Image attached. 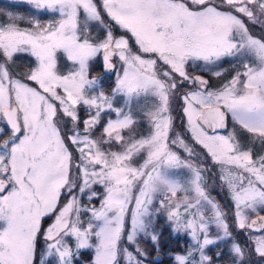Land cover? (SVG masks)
<instances>
[{
	"label": "rangeland",
	"instance_id": "374dc122",
	"mask_svg": "<svg viewBox=\"0 0 264 264\" xmlns=\"http://www.w3.org/2000/svg\"><path fill=\"white\" fill-rule=\"evenodd\" d=\"M0 1V264L39 246L38 264H138L155 220L188 236L179 264L225 240L241 264L243 234L264 254L247 229L264 207V0ZM211 104L225 131L198 122Z\"/></svg>",
	"mask_w": 264,
	"mask_h": 264
},
{
	"label": "trees",
	"instance_id": "16d2710c",
	"mask_svg": "<svg viewBox=\"0 0 264 264\" xmlns=\"http://www.w3.org/2000/svg\"><path fill=\"white\" fill-rule=\"evenodd\" d=\"M18 59L19 62L20 57H18ZM98 63L100 68V62ZM215 164V166L212 164V167H209V169L212 168V171L208 173V176L213 174V169H215L213 177H220L222 165L220 162ZM221 181V186L223 187L221 193L225 199V202L231 207L232 191L229 187V177H225L224 179H221ZM255 213H264V207L260 208V210ZM153 227L155 229H153L154 232L157 234L156 240H152L150 232H146V236L143 235L140 239L138 238L140 240L138 241L141 244V248L133 249L134 256L136 257L138 264H179V262L176 261V258L173 257V253L175 252V255L181 254L180 252L187 248L186 238H188V236L173 235L168 224L162 220H155ZM237 243L240 247V250L243 251L242 257H244V259L241 261V264H264V254L257 251L254 244L246 240V236L244 234L243 237L238 236ZM81 253L85 256L84 260L90 262L91 250L87 249ZM207 253L211 256V259H209V262L206 264H237L236 254L231 249L229 240H225V242H222L215 247H210ZM40 255L39 246L34 257V264H38ZM122 260L119 259V264H130L125 263ZM74 262L78 264L77 260Z\"/></svg>",
	"mask_w": 264,
	"mask_h": 264
},
{
	"label": "water",
	"instance_id": "95a60500",
	"mask_svg": "<svg viewBox=\"0 0 264 264\" xmlns=\"http://www.w3.org/2000/svg\"><path fill=\"white\" fill-rule=\"evenodd\" d=\"M112 49L108 48L101 52V66L106 72H111L113 70V64L111 61ZM198 79L199 76H197ZM207 82V80H204ZM2 114L5 118L7 126L12 130L13 134L18 133L20 130L19 122L17 120V109L14 105L10 108H5L2 110ZM198 122L201 126L209 132L214 131H225L227 127V114L222 108L215 105L203 107L197 117ZM6 181H0V192L6 186ZM248 231L251 232H262L264 230V213L257 214L250 218L247 224Z\"/></svg>",
	"mask_w": 264,
	"mask_h": 264
},
{
	"label": "flooded vegetation",
	"instance_id": "af4514ba",
	"mask_svg": "<svg viewBox=\"0 0 264 264\" xmlns=\"http://www.w3.org/2000/svg\"><path fill=\"white\" fill-rule=\"evenodd\" d=\"M102 68V67H101ZM102 70V69H101ZM103 71V70H102ZM104 72V71H103ZM191 76H192V80H197L195 77H194V74H191ZM182 81H183V83L184 84H186L187 85V88L185 89V92H188V91H194V90H198L199 88L198 87H200V86H196L194 83H193V81H191V79H183V80H181V83H182ZM189 134V133H188Z\"/></svg>",
	"mask_w": 264,
	"mask_h": 264
}]
</instances>
